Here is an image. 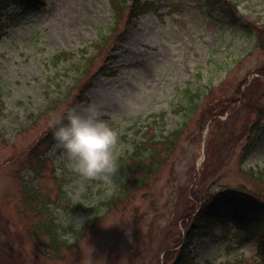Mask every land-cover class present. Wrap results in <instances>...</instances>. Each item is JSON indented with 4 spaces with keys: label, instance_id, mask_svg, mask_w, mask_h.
I'll return each mask as SVG.
<instances>
[{
    "label": "rangeland",
    "instance_id": "374dc122",
    "mask_svg": "<svg viewBox=\"0 0 264 264\" xmlns=\"http://www.w3.org/2000/svg\"><path fill=\"white\" fill-rule=\"evenodd\" d=\"M150 1L160 6L157 14L131 25L123 17L114 34L107 0H39L24 15L14 5L7 10L13 19L0 33V243L9 249L0 245V264H165L193 212L192 194L264 202V0ZM234 15L262 28L261 36L227 26ZM60 51L74 57L51 64ZM86 89L119 133L117 157L147 129L181 127L189 92L205 99L163 167L118 198L127 172L111 183L80 177L54 139L31 178V150ZM253 134L256 147L243 158ZM31 180L35 197L26 195ZM70 213L82 225L68 223ZM48 214L66 241L56 251L41 225ZM221 229L214 225L194 240L187 264H264L255 237Z\"/></svg>",
    "mask_w": 264,
    "mask_h": 264
},
{
    "label": "trees",
    "instance_id": "16d2710c",
    "mask_svg": "<svg viewBox=\"0 0 264 264\" xmlns=\"http://www.w3.org/2000/svg\"><path fill=\"white\" fill-rule=\"evenodd\" d=\"M110 6L113 26L110 28V34L115 33L117 28L120 26V20L125 17V24L131 25L139 17L146 15L148 13L157 14L160 6L155 4L150 0H107ZM14 5L18 8V11L24 15L29 10L40 6L39 0H0V33L7 27L8 22H11L13 19L12 16L6 15L7 10ZM226 25L229 27H235V29H242L249 34L255 33L257 36H261L263 31L262 28L253 24L250 20L246 19L244 16L238 18L234 17L226 22ZM103 38V37H102ZM101 38V39H102ZM256 44H260L258 40ZM84 50H81L80 53H83ZM74 57L73 54L67 51L57 52L50 59V63L53 65H59L63 61L71 60ZM82 73L84 67L79 69ZM250 86H247L243 90L245 97L250 93ZM252 90V89H251ZM86 90H83L82 98H80L75 104L81 101H89L86 95ZM190 94V95H189ZM187 97V103L185 105V111L183 124L181 127L168 131L166 133L156 134L155 129H147L142 137L134 142L128 143V149L124 150L118 157V171L117 172H127L128 179L121 184V187L124 188L120 191L118 198L126 195L127 191L139 190L140 187L146 186V180L149 176L158 172L163 165L165 164L168 156L174 152L177 148L181 137L184 132L185 124L190 120L192 113L195 109L198 108L200 104L204 102L205 97L201 98V94L189 92ZM242 94V90L239 95ZM2 106L3 101L0 99V122L2 118ZM227 106V105H225ZM233 107H227L226 110L221 111L220 113L215 114L214 116L224 117L226 113H232ZM218 117L212 118L211 125H214L219 121ZM149 134V135H148ZM255 134L252 137H248L247 145L243 149V158H246L256 147V139L254 141ZM0 138L1 136V127H0ZM52 127L46 133L44 137L34 146L31 150L32 157H36L31 164V174L34 177L40 175V171L43 164L44 155L50 150L52 146ZM140 174L144 176H140ZM198 176V175H197ZM192 177L196 178V175ZM34 181L31 180L26 182V195L37 196L38 193L36 190L37 187H34ZM23 202L28 204L26 196H22ZM113 199V198H111ZM114 202L116 198L113 199ZM191 204H192V213L186 215L182 220V228L184 234L179 237V244L175 243L172 245L164 254V263L165 264H187L188 261L192 259L190 254V248L192 243L197 237H202L209 234L213 229L214 224L219 225L221 230L234 228L235 232L233 233L236 236L241 237H251L255 236L257 240L258 249L255 252L256 255H262L261 261L264 262V202L256 199H249L245 197H237L235 194H222L211 195L209 197L198 198L191 195ZM29 206V205H27ZM76 209L80 208V205L75 206ZM82 209V207H81ZM224 211H228V217L222 214ZM49 215V214H48ZM47 215V221L42 225L43 230L51 236V247H54V250H59V248L64 247L66 241L61 239L63 233L59 232V229L55 224L54 218ZM209 219H212L209 221ZM0 216V222H1ZM93 220V219H92ZM84 228V226H83ZM5 234V228L0 223V234ZM81 238H76V242ZM55 243V246H54ZM3 252H7L9 249L7 243H0ZM177 246H180V250H176ZM176 250V251H175ZM242 260H236L233 264H241ZM259 264V263H252Z\"/></svg>",
    "mask_w": 264,
    "mask_h": 264
},
{
    "label": "clouds",
    "instance_id": "9594fccd",
    "mask_svg": "<svg viewBox=\"0 0 264 264\" xmlns=\"http://www.w3.org/2000/svg\"><path fill=\"white\" fill-rule=\"evenodd\" d=\"M54 141L63 149L67 167L83 178H102L114 182L118 171V131L104 119L92 101H81L67 108L52 124ZM68 223L82 225L70 213Z\"/></svg>",
    "mask_w": 264,
    "mask_h": 264
}]
</instances>
